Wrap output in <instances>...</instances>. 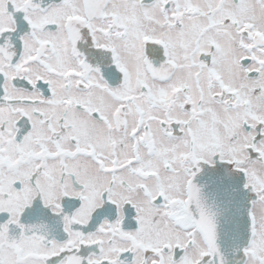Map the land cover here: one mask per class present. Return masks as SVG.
I'll return each instance as SVG.
<instances>
[{
  "label": "snow or ice",
  "instance_id": "1",
  "mask_svg": "<svg viewBox=\"0 0 264 264\" xmlns=\"http://www.w3.org/2000/svg\"><path fill=\"white\" fill-rule=\"evenodd\" d=\"M0 264H264V0H0Z\"/></svg>",
  "mask_w": 264,
  "mask_h": 264
}]
</instances>
